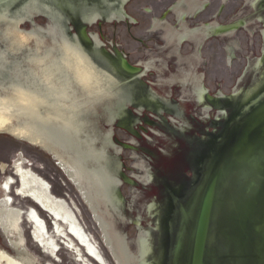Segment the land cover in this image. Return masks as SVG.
I'll return each instance as SVG.
<instances>
[{"label":"water","instance_id":"water-1","mask_svg":"<svg viewBox=\"0 0 264 264\" xmlns=\"http://www.w3.org/2000/svg\"><path fill=\"white\" fill-rule=\"evenodd\" d=\"M190 63L192 113L200 77L228 97L191 119V202L125 77L166 101ZM0 264H264V0H0Z\"/></svg>","mask_w":264,"mask_h":264},{"label":"flooded vegetation","instance_id":"flooded-vegetation-1","mask_svg":"<svg viewBox=\"0 0 264 264\" xmlns=\"http://www.w3.org/2000/svg\"><path fill=\"white\" fill-rule=\"evenodd\" d=\"M172 6L173 3L169 7H167V10L169 12L172 11ZM80 33L82 34V32ZM213 34L220 35L217 34L216 32L215 33L213 32ZM160 40L161 42H167L163 39V37H161ZM189 50L191 52V45ZM175 51L178 52V49H176ZM160 60L165 62L164 65L161 64L162 72L169 71L168 60L165 58ZM158 61H159L158 59H155L156 63ZM131 66L137 67L138 71L134 74L126 75L125 76L126 78L137 77L141 74V77L139 79L137 78V80H139L140 82L139 86L141 90L139 96L140 105L138 106V110L136 112V117L140 118L141 120L140 123L142 130L141 140L142 141L147 140L148 142V141H152L153 139L152 147L153 149H157L158 151H160V153L166 150L168 151L170 150V153H165V155L162 154V159L160 160L165 163H171L172 168L165 167L164 164L160 166L159 165L161 164L160 162L156 163L157 164L156 167L159 169V173H161V177L159 179L169 180V178L171 179L173 177L172 182H174L175 184L183 183V185H186L185 187L186 190L183 194L184 200L186 199L191 202V119H194V115L196 116L195 112L200 108L203 109L202 116L205 119H209V120L213 118V116L211 115L212 111H216L218 115L224 113V110L222 109L223 102H225L228 97H225L222 94H216V95L211 94L202 84L201 79H203V77H200V80L198 82H199V86H201L204 89L203 98H202V102L199 103L193 94L194 105H196L197 103L198 106L197 108H194V113H192L191 85L192 86L194 85L191 83V63L189 68L186 70L187 73L189 74L187 78L188 83H185L183 80L180 79L181 78L180 70H179L180 73L179 77L176 78L172 77L173 80L172 79L165 81L160 80L158 89H160L159 90L160 93L164 92L167 94L166 101L159 96H155V98L151 97V92H150L151 87L157 88V86H155V84L150 81V75H152L151 73H153V70L156 69V67L155 68L149 67L148 69H146L144 64L131 65ZM178 86L187 87L189 89L188 93L183 92L182 96L174 95L175 90L176 93L178 92L177 91L178 89H175ZM131 91L132 90L129 87L128 89L129 95L126 97L129 103L131 101V97H130ZM157 127H160L165 131L166 137L164 139H166L165 140L167 141L166 143L161 144V140L159 142V140H156L154 138L155 135L156 136L159 135V132L157 131ZM171 129L172 130L175 129L178 134L172 133ZM224 132L225 131H222L221 134H224ZM131 133L136 137L137 133L135 131L134 132L131 131ZM164 144L167 147L165 148L166 150L162 149ZM150 175H151L149 176L150 180L156 182V178H157L156 172H151ZM127 180L128 179H125V181ZM127 182H130V180H128Z\"/></svg>","mask_w":264,"mask_h":264}]
</instances>
